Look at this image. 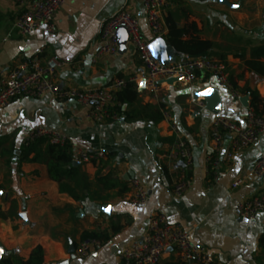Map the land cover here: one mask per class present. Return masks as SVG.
<instances>
[{
  "label": "crops",
  "instance_id": "crops-1",
  "mask_svg": "<svg viewBox=\"0 0 264 264\" xmlns=\"http://www.w3.org/2000/svg\"><path fill=\"white\" fill-rule=\"evenodd\" d=\"M225 1L180 0L169 9L187 10L188 21L196 22L201 36L214 41L219 47L216 50L229 52L226 64L239 91L248 87L264 98V77L246 69L234 55L246 52L249 56L250 47L264 40V0ZM124 5L139 18L141 32L150 41L152 32L143 14V0H67L56 15V33L39 29L30 36L15 31L20 8L14 0H0V71L35 57L43 63H62L54 65L56 81L51 91L40 98L19 97L0 111V205L5 213H14L0 219V260L15 254L26 264H122L123 251L143 239L153 215L164 213L171 222L193 229V241L213 253V264H264V213L250 221L237 211L240 202L264 194V176L251 175L252 166L264 153V133L256 145L223 162L216 182L206 160L213 151V119L225 115L244 124L251 97L242 93L241 98H247L245 106L241 98H234L209 75L189 85H164L159 100L146 88L140 90L144 67L130 39L124 49L119 42L117 55L98 56L103 21ZM202 14L205 17L200 19ZM125 35L117 31L118 41ZM176 55V60L182 58ZM130 77L136 78L139 108L150 104L161 111L168 107L191 146L189 188L180 198L173 194L177 165L166 157L173 141L168 122H153L143 116L126 119L122 114L118 121L93 123L87 118V109L75 99L58 98L67 88H98ZM205 85L219 90V114L207 110L203 99L193 97V92ZM39 126L67 134L73 155L79 150L106 149L107 155L100 162L78 165L81 200L61 192L45 162L23 159L26 139ZM229 144L226 136L221 156ZM134 178L149 189V201L141 207L129 201ZM238 178L244 183L232 189ZM106 205L111 207L109 213L103 211ZM85 231H107L110 239L79 258L75 249ZM178 260L183 261L171 249L160 264Z\"/></svg>",
  "mask_w": 264,
  "mask_h": 264
},
{
  "label": "built area",
  "instance_id": "built-area-1",
  "mask_svg": "<svg viewBox=\"0 0 264 264\" xmlns=\"http://www.w3.org/2000/svg\"><path fill=\"white\" fill-rule=\"evenodd\" d=\"M67 0H14L20 8L16 17L14 28L22 36H30L39 29L48 33H56V15ZM143 14L148 27L152 32V39L144 38L141 32L140 20L130 14L125 5L108 19L103 21L100 32L99 55L118 54L119 41L117 30L125 26L129 32V39L136 49L144 67L145 88L152 98L161 99L164 85L172 83L189 85L206 75L215 78L220 85L229 89L234 98L240 99L242 93L235 89L231 83V72L227 64L214 56L181 54L182 58L161 63L150 50L152 41L166 36L165 11L180 0H143ZM39 53L43 49H39ZM56 61L41 62L38 57L24 61L20 65L9 67L5 72L0 71V111L6 108L13 100L19 97L40 98L51 91L55 86ZM135 77L120 78L109 85L92 88L78 89L67 88L58 93L60 100L75 99L82 107L87 109V118L93 123H106L118 121L122 118L121 108L123 103L118 99L117 92L124 89L128 82H135ZM200 106L204 103L201 101ZM162 119L169 123L173 141L172 148L166 157L170 164H176V173L173 184L175 197H182L189 188V172L193 166V154L190 144L185 139L179 125L173 120L171 110L164 106L161 108ZM213 141V151L207 155V164L211 169L213 181L218 180V169L223 162L231 161L234 156L243 150L257 144L264 133V114H259L250 106L246 107L244 124L225 116L217 115L210 126ZM226 136L230 138L227 151L221 156ZM38 138H46L50 143L66 145L70 138L64 132L49 126H39L31 131L26 139V144ZM107 151L104 148L79 150L73 155L75 165L98 163L104 159ZM251 175L264 176V153L261 154L251 168ZM244 183L238 178L232 184L235 189ZM131 193L129 201L136 207L148 203L150 195L147 186L139 179L134 178L130 183ZM241 218L254 221L264 213V194L257 193L240 202L237 207ZM193 229L185 228L178 223L171 222L164 213L152 216L148 231L141 241L130 244L123 251L122 264H160L168 250H174L185 262L195 264H213L215 256L205 246L193 241ZM102 242L96 238L83 239L75 249V255L85 258L93 250L100 247Z\"/></svg>",
  "mask_w": 264,
  "mask_h": 264
},
{
  "label": "trees",
  "instance_id": "trees-1",
  "mask_svg": "<svg viewBox=\"0 0 264 264\" xmlns=\"http://www.w3.org/2000/svg\"><path fill=\"white\" fill-rule=\"evenodd\" d=\"M184 8L169 9L165 13V23L167 26V41L179 54L188 55H208L214 56L226 63L228 53L221 52L218 45L207 38L201 36L196 22H189V13ZM186 23L181 24L182 20ZM243 61L246 69L253 71L264 77V40L257 45H252L249 50V56L246 52L234 54ZM231 83L237 89L236 83L230 77ZM241 93L251 97L250 106L259 114H264V98L258 92L245 87L241 89ZM118 99L125 105L127 109L121 108V113L126 119L136 117L147 118L153 122H158L162 119V113L158 108L155 110L152 105L147 104L139 108V91L135 82H128L126 87L117 92ZM22 157L24 160L45 162L48 166V172L52 179L57 181L61 192H68L76 200H81V196L77 192L79 187V179L81 169L73 163V151L70 143L66 145H58L50 143L46 138H38L24 146L22 149ZM164 172H167L166 167H163ZM99 180L104 179L100 176ZM126 190V188H125ZM14 213L9 211L5 213L0 205V219L13 217ZM116 230V228H115ZM96 238L102 244L109 241L110 235L107 231H85L82 234V239ZM0 264H26L25 260L15 254H11L0 260ZM166 264H187L184 261L169 262Z\"/></svg>",
  "mask_w": 264,
  "mask_h": 264
},
{
  "label": "water",
  "instance_id": "water-1",
  "mask_svg": "<svg viewBox=\"0 0 264 264\" xmlns=\"http://www.w3.org/2000/svg\"><path fill=\"white\" fill-rule=\"evenodd\" d=\"M220 2L227 3L225 0H220ZM117 31L123 34L126 33L125 36L119 39L120 46L122 49H124L129 39V32L125 26L119 27ZM150 50L155 56V58L163 64L175 61L177 58V51L168 43L167 39L164 37H159L152 41L150 44ZM174 81L176 80L171 78L168 80V83L172 84ZM144 88L145 80L142 82L139 89L143 90ZM193 97L194 99H203L205 102V108L214 114H219L222 110L221 95L216 87H213L211 85H205L203 87L197 88L193 92ZM241 102L245 106H247L246 97H242ZM102 208L104 212L109 213L111 207L109 205H106ZM73 250L74 248L72 247L70 251L73 252ZM64 264H67V262H65Z\"/></svg>",
  "mask_w": 264,
  "mask_h": 264
},
{
  "label": "rangeland",
  "instance_id": "rangeland-1",
  "mask_svg": "<svg viewBox=\"0 0 264 264\" xmlns=\"http://www.w3.org/2000/svg\"><path fill=\"white\" fill-rule=\"evenodd\" d=\"M204 9H205V8H204ZM203 13L205 14L206 12L204 11ZM204 14H202V15H200V16H198V17L201 19L202 17H205Z\"/></svg>",
  "mask_w": 264,
  "mask_h": 264
}]
</instances>
